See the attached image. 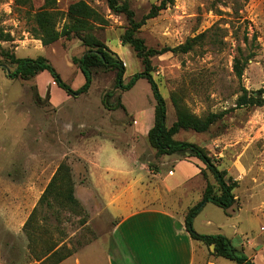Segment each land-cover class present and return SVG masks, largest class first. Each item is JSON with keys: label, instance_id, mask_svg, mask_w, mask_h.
Instances as JSON below:
<instances>
[{"label": "rangeland", "instance_id": "obj_1", "mask_svg": "<svg viewBox=\"0 0 264 264\" xmlns=\"http://www.w3.org/2000/svg\"><path fill=\"white\" fill-rule=\"evenodd\" d=\"M17 1L0 0V28L11 36L0 42V264L35 263L24 226L37 207V248L51 237L72 251L68 261L102 264L106 252L115 251L117 217L158 197L149 209L172 211L182 219L201 201L206 179L199 173L200 162L176 155L158 157L142 136L155 120L154 96L144 79L124 91L116 88V71H97L87 92L70 95L54 85L48 71L31 80L11 77V56L44 57L73 91L86 84L75 63L86 47L75 37L43 46L31 16L46 0ZM77 1L56 0V6L65 14ZM84 1L109 20L94 35L119 54L127 84L144 66L131 46L122 45L128 27L125 16L113 14L105 0ZM128 1L141 20L162 0ZM201 34L204 39L190 53L153 58V76L166 99L167 126L177 119L173 94L198 117L224 113L206 133L183 130L175 137L206 149L218 168L238 183L234 206L226 212L206 204L193 228L201 235H226L255 264H264V106H238L242 86L249 92L264 88V0H174L143 26L139 36L149 48L161 49ZM240 50L244 56L253 54L242 81L234 73ZM119 102L122 106L116 107ZM63 163L71 169L80 208L69 209L53 200L51 211L40 200ZM190 178L195 179L189 183ZM197 264L236 263L211 255L205 246Z\"/></svg>", "mask_w": 264, "mask_h": 264}, {"label": "trees", "instance_id": "obj_2", "mask_svg": "<svg viewBox=\"0 0 264 264\" xmlns=\"http://www.w3.org/2000/svg\"><path fill=\"white\" fill-rule=\"evenodd\" d=\"M28 1L18 0L17 2L26 4ZM105 1L113 14L125 16L128 27L121 37V42L123 46H131L136 57L142 60L144 66L143 72L134 74L127 84L124 83L126 75L124 62L116 52L94 35L97 27H106L109 25V20L98 9L84 0H80L71 4L67 13L63 14L58 10L56 0H46L45 6L31 16L35 24V36L45 47L51 46L63 38L67 40L72 37L79 39L87 50L81 58L75 59V63L84 74L86 84L79 91H73L62 81L52 63L44 57L25 59L11 56V64L15 70L10 76L31 80L39 74L48 71L54 78V82L70 95L87 92L93 82L94 73L97 71H116V88L124 91L131 90L138 81L144 79L149 84L153 93L155 106L154 125L150 129L147 138L151 146L156 150L157 155H159L158 157L176 155L181 158H196L204 165L200 174L205 176L206 179L205 191L201 201L191 207L186 213L185 224L188 232L194 240L202 242L204 246H208L213 256L226 258L236 264H255L245 254L244 249H238L234 246L232 239L221 234L211 236L201 235L195 232L193 228L195 218L201 213L207 203H213L225 209L226 212L231 209L236 203L234 190L238 186V183L234 182L231 177H227L226 171L218 168L215 160L206 149L188 141H179L175 137L183 130L206 133L224 118V113H210L205 117H198L188 110L179 96L173 94L171 101L175 108L177 119L170 127L167 126L166 99L160 92L153 76L154 57L169 52L174 54H188L195 49L196 45L202 42L205 37L204 34L189 39L177 47L165 46L161 49L149 48L145 40L139 36L141 29L149 20L156 18L160 12L166 10L170 5H173L174 0H162L159 5H153L149 13L143 16L141 20H137L136 13L128 0ZM62 20H65V23L60 28L59 25ZM10 40L11 36L0 28V42H8ZM245 42H248L247 36H245ZM251 56L253 54L244 56V51L240 50V56L234 60V73L239 81L243 79L244 70ZM241 92L242 94L238 99V106H264V88L256 92H249L242 86ZM35 96L37 99L40 98L38 91L35 92ZM107 102H109L108 99ZM121 106L122 103L119 102L116 107ZM53 200L62 201V206L68 207L69 209L80 208V202L75 195V182L71 174V169L66 163L59 166L40 200V205L47 204L52 211L53 208L51 205ZM38 216L39 207L34 209L24 226V232L30 243V255H32L35 261L33 264H63L72 256V251L65 245V242H53L52 238L49 237L44 242L42 248H37L39 241ZM46 219L47 216L44 217V220ZM40 241H44V239H40ZM212 245L214 246V252L210 250V246Z\"/></svg>", "mask_w": 264, "mask_h": 264}, {"label": "crops", "instance_id": "obj_3", "mask_svg": "<svg viewBox=\"0 0 264 264\" xmlns=\"http://www.w3.org/2000/svg\"><path fill=\"white\" fill-rule=\"evenodd\" d=\"M153 112L155 117V107ZM152 127L144 129V134L141 135L147 137ZM189 159L200 162L199 173H201L203 163L196 158ZM172 173L169 172L171 175ZM194 179L190 178L188 182L191 183ZM146 200L149 202L144 203L142 208L136 210L130 208L128 213L117 217L119 219L113 229L115 251L106 252L102 264H197L199 251L201 249L205 251V246L192 238L187 230L185 217L179 219L172 211L149 209V206L155 205L159 200L158 197ZM238 234L239 230L236 227L234 235ZM252 243L253 241H249V244ZM210 250L212 251L211 246ZM63 264H101V262L85 263L82 259L75 258Z\"/></svg>", "mask_w": 264, "mask_h": 264}, {"label": "water", "instance_id": "obj_4", "mask_svg": "<svg viewBox=\"0 0 264 264\" xmlns=\"http://www.w3.org/2000/svg\"><path fill=\"white\" fill-rule=\"evenodd\" d=\"M211 249H212V251L214 252V246H213V245L211 246Z\"/></svg>", "mask_w": 264, "mask_h": 264}]
</instances>
